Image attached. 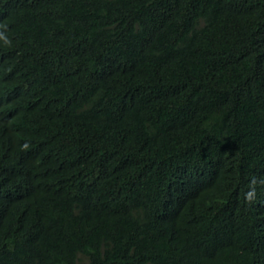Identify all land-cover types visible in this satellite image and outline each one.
<instances>
[{
    "label": "trees",
    "instance_id": "16d2710c",
    "mask_svg": "<svg viewBox=\"0 0 264 264\" xmlns=\"http://www.w3.org/2000/svg\"><path fill=\"white\" fill-rule=\"evenodd\" d=\"M0 264H264V0H0Z\"/></svg>",
    "mask_w": 264,
    "mask_h": 264
},
{
    "label": "bare ground",
    "instance_id": "6f19581e",
    "mask_svg": "<svg viewBox=\"0 0 264 264\" xmlns=\"http://www.w3.org/2000/svg\"><path fill=\"white\" fill-rule=\"evenodd\" d=\"M206 218V217H205ZM203 219H204V217H203ZM220 219H224V218H219V220ZM225 219H227V220H229L230 219V217L228 216V215H226L225 216ZM231 220H234V221H236V218H231ZM230 221V220H229ZM222 223H219L218 222V220H217V222H216V225H214L213 223L210 225V227L209 228H213L214 227V229L213 230H211V231H207L206 233L207 234H210V235H212V237L214 238V243L217 245V242L219 243V240L217 239V237H215L214 236V232L215 231H217L219 228H222ZM256 226V225H255ZM234 227H236L235 225H232V226H230L229 228L230 229H232V228H234ZM228 228V229H229ZM231 231V230H230ZM230 231H228V232H226L227 233V235H229L230 234ZM242 232H243V234H244V232H245V230H241ZM259 231V230H258ZM172 237V236H171Z\"/></svg>",
    "mask_w": 264,
    "mask_h": 264
},
{
    "label": "clouds",
    "instance_id": "9594fccd",
    "mask_svg": "<svg viewBox=\"0 0 264 264\" xmlns=\"http://www.w3.org/2000/svg\"><path fill=\"white\" fill-rule=\"evenodd\" d=\"M252 195V193L250 192V193H248V196L250 197Z\"/></svg>",
    "mask_w": 264,
    "mask_h": 264
}]
</instances>
